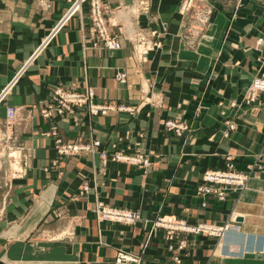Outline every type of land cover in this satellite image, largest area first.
Returning a JSON list of instances; mask_svg holds the SVG:
<instances>
[{
  "label": "crops",
  "instance_id": "0c3cea01",
  "mask_svg": "<svg viewBox=\"0 0 264 264\" xmlns=\"http://www.w3.org/2000/svg\"><path fill=\"white\" fill-rule=\"evenodd\" d=\"M100 1L119 49L99 41L90 1L66 20L74 0H0V121L15 107L24 150V173L14 178L8 166L0 193V264H114L120 250L142 264H176V254L183 264H264V93L232 106L262 74L264 0H200L190 15L180 12L182 0ZM138 35L162 45L141 57ZM87 87L96 104L110 106L106 113L65 108L55 93ZM169 120L188 128L177 135ZM96 140L94 150L61 152ZM117 151L150 163L114 160ZM257 155L263 169L241 194L219 200L197 189L228 157L247 172ZM100 202L139 218L103 220ZM232 214L236 233L182 232L174 239L187 240L181 251L154 227L165 215L223 226Z\"/></svg>",
  "mask_w": 264,
  "mask_h": 264
},
{
  "label": "built area",
  "instance_id": "2783aa9c",
  "mask_svg": "<svg viewBox=\"0 0 264 264\" xmlns=\"http://www.w3.org/2000/svg\"><path fill=\"white\" fill-rule=\"evenodd\" d=\"M87 1H90L91 4V18H92V26L97 31L99 36V41L103 42L110 49H119L121 48L120 41L112 36L109 32L108 26L106 24L104 15H103V6L100 0H74L71 8L68 12L76 13V11L82 10L83 4ZM200 0H182L180 5V12L182 14H192L194 11L196 12L199 7ZM197 9V10H196ZM68 13H66L67 15ZM70 14V16L72 15ZM65 15V16H66ZM64 16V17H65ZM206 23L208 19L204 20ZM140 37L135 38L136 50L141 57L145 56L149 51L155 50L161 47V41H150L146 40L145 37L138 35ZM97 44V43H96ZM264 66V63H263ZM127 74L125 72H119L117 78L120 82L126 81ZM264 92V69H262V74L256 77L252 84L248 87L245 92L243 100L252 103L258 99V96ZM56 95L59 97L60 103L63 107L70 109L72 106L78 105H88L92 114L96 115L99 113H106L110 106H101L94 102L95 99V91L92 87H87L83 92L76 91H63L62 89L56 90ZM235 104V103H234ZM17 114V110L15 108L9 109V116L15 117ZM46 116L51 115L50 110L44 111ZM166 126L174 130L177 135H182L183 132L188 128L187 125L177 123L174 121H166ZM230 128H235V123L233 121H228ZM101 141L96 140L93 144H67L62 146L61 152L63 153H79L85 150H94V146H100ZM114 160H123L127 162H131L137 165L147 166L149 165V159L146 155L141 152H136L134 154H126L122 151H117L114 156ZM261 156L258 155L255 163L249 166V170L247 172H243L238 170L235 167L233 159L229 157L226 165L222 169H209L205 172L203 177V183L198 187V190L202 192L204 195H215L219 200H225L228 195L229 190H234L238 193H242L247 185L251 177L260 173L263 169V164L260 161ZM89 189V185H84L83 190L87 191ZM206 205V203H203ZM96 212L99 218L103 220L109 221H118L123 223H133L135 222L139 216L137 213L132 212L130 210L121 209L118 207H112L105 205L103 203H98ZM234 218V222L236 221V217ZM165 227L167 231V239L168 241V249L175 250L176 245H174L173 240L174 237L177 236L178 231H200L204 230L205 232L210 233L211 235L221 236L224 234L225 230L228 228H235L236 225L231 223H227L223 226L204 224L199 227L191 228L187 224L185 220L176 219L173 216L169 217H159L155 221L154 227ZM153 231L151 230V233ZM178 248L183 247L181 242L177 245ZM143 258L139 254L131 253L129 251L120 250L115 259L114 264H142Z\"/></svg>",
  "mask_w": 264,
  "mask_h": 264
},
{
  "label": "rangeland",
  "instance_id": "374dc122",
  "mask_svg": "<svg viewBox=\"0 0 264 264\" xmlns=\"http://www.w3.org/2000/svg\"><path fill=\"white\" fill-rule=\"evenodd\" d=\"M197 10V9H196ZM79 12L80 11H78L76 14H79ZM195 13V11L192 13V14H194ZM208 19V22H209V18H207ZM206 23L207 25L209 24V23ZM92 28H93V26H92ZM264 63V62H263ZM263 69H264V66H263ZM258 77V76H257ZM256 78V77H255ZM253 82V81H252ZM252 82L250 83V85L252 84ZM250 85H248V87L250 86ZM248 87H247V89H248ZM247 89L245 90V92L247 91ZM56 93V92H55ZM264 93V92H263ZM244 95H245V93H244ZM244 95H243V98H244ZM260 96V95H259ZM258 96V97H259ZM59 98V97H58ZM243 98H242V101H241V103H237V102H232V106H239L240 104H244V105H250V104H252V103H254V102H252V103H248V102H246V101H244L243 100ZM3 101V100H2ZM2 101H1V103H2ZM0 103V104H1ZM235 103V104H234ZM10 108H15V107H11V106H9L8 107V109H7V121L5 122H2V121H0V162H1V160L5 163L4 164V170H3V172L0 174V193L2 194V191L3 190H6L7 188H8V174H7V170H8V166L10 167V170H11V176L12 177H18V175L17 174H19V175H22L23 173H24V166H23V164H24V162L22 161V158H23V156H24V150H22V147H23V140H22V134H21V128L19 127V126H17V127H13V125H14V123H16L15 122V119L17 118V114H16V116L15 117H11V116H9V109ZM228 121H230V120H227V123H228ZM232 121V120H231ZM234 122V121H233ZM229 125V124H228ZM8 126H12V129H11V131L9 132V129H8ZM230 127V126H229ZM235 127H236V125H235ZM232 129V128H231ZM258 157V155L255 157V159H254V162L253 163H255V161H256V158ZM10 159L12 160V162H13V164L11 165L10 164ZM228 159H229V157L227 158V161H228ZM6 161V162H5ZM253 163H251V164H253ZM9 164V165H8ZM250 164V165H251ZM249 165V166H250ZM209 170V169H208ZM249 170V169H248ZM207 171V170H206ZM205 171V172H206ZM23 172V173H22ZM205 172L203 173V177H204V174H205ZM243 172H246V171H243ZM202 177V178H203ZM252 178V177H251ZM203 183V182H202ZM202 183H200L199 185H198V187L202 184ZM198 187H197V189H198ZM200 193H202L201 191H199ZM8 201V200H7ZM6 203V199H4V198H0V206L1 205H4ZM169 216H173V217H175L176 219H178L176 216H174V215H165L164 217H169ZM4 217V215L0 212V219L1 218H3ZM233 217H236V215H234V214H232L231 215V217H230V222H231V224H236L235 222H234V218ZM158 219V218H157ZM156 219V220H157ZM180 220H182V219H180ZM184 220V219H183ZM235 220H237V219H235ZM186 221V220H185ZM187 222V224L189 225V227H191V228H194V227H199V226H201V225H204V224H211V225H215V224H212V223H208V222H199V223H197V224H191V223H189L188 221H186ZM229 223V222H228ZM218 226V225H217ZM161 227V226H160ZM162 228H165V227H162ZM166 229V228H165ZM167 230V229H166ZM168 231V230H167ZM187 233V234H206V235H211L210 233H208V232H205L204 230H200V231H192V230H190V231H178L177 232V235L179 234V233ZM211 236H215V237H218L219 239H221V237L223 236V235H221V236H216V235H211ZM166 238H167V236H166ZM176 237H174V239H175ZM167 241H169L168 239H167ZM180 242H181V245L183 244V247H181V248H178L177 247V245H179L180 244ZM177 245L175 244V242H174V240H173V243H174V245H176V249L175 250H171V251H181V250H184V249H186V247H187V240L186 239H181V241H180ZM167 247H168V244H167ZM183 258L184 257H181V255L180 254H176V255H174V257H173V260L175 261V263L176 264H183Z\"/></svg>",
  "mask_w": 264,
  "mask_h": 264
},
{
  "label": "bare ground",
  "instance_id": "6f19581e",
  "mask_svg": "<svg viewBox=\"0 0 264 264\" xmlns=\"http://www.w3.org/2000/svg\"><path fill=\"white\" fill-rule=\"evenodd\" d=\"M78 11H79V10H78ZM78 11H76V13H77ZM80 11H81V10H80ZM76 13H75V14H76ZM70 14H72V13L68 12L67 17H66V20L69 19V18H71V16L75 15V14L73 13V14L70 16ZM231 231H232V229H230V228H228L227 230H225V232H231ZM225 232H224V233H225ZM234 232L236 233V231H232L231 233H234Z\"/></svg>",
  "mask_w": 264,
  "mask_h": 264
},
{
  "label": "water",
  "instance_id": "95a60500",
  "mask_svg": "<svg viewBox=\"0 0 264 264\" xmlns=\"http://www.w3.org/2000/svg\"><path fill=\"white\" fill-rule=\"evenodd\" d=\"M238 220L240 221V220H242V218L240 217V218H238Z\"/></svg>",
  "mask_w": 264,
  "mask_h": 264
}]
</instances>
